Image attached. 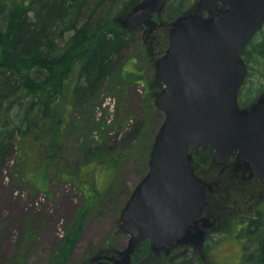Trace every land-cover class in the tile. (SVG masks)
<instances>
[{
    "label": "rangeland",
    "instance_id": "obj_1",
    "mask_svg": "<svg viewBox=\"0 0 264 264\" xmlns=\"http://www.w3.org/2000/svg\"><path fill=\"white\" fill-rule=\"evenodd\" d=\"M147 1L138 0L127 11L120 10L114 23L123 29L120 22ZM196 3L194 0L189 12L196 11ZM171 24L159 12L137 27L135 42L122 52L116 72L99 90L94 102V124L85 128L73 122L66 129L64 156L69 169L90 184L94 174L93 187L100 192L88 211L84 229L67 264H107L109 259L119 258L127 245L128 237L119 229V217L147 171L145 150L163 120L154 106L155 84H158L154 74ZM249 79L250 92L258 85L264 90V76L255 73ZM146 96L152 97L153 108L144 109ZM142 120L147 122V130L127 147L136 144L140 148L131 154L123 152L118 169H110L94 162L92 156H85V148L100 144H104L103 153L118 146L125 151L122 146L125 133ZM110 124H115V131L109 135L106 131ZM118 127L123 128L118 132ZM13 159L14 154L5 168L0 169V264H49L84 194L74 183L55 180L49 170L44 173L29 169L24 175ZM210 165L196 173L205 185L206 198L189 237L164 248L149 247L148 254L136 264H175L189 252L198 264H241L242 246L236 232L244 223H239V219L255 208L264 207V182L250 165L235 157L223 164ZM89 192L86 196L92 199Z\"/></svg>",
    "mask_w": 264,
    "mask_h": 264
},
{
    "label": "trees",
    "instance_id": "obj_2",
    "mask_svg": "<svg viewBox=\"0 0 264 264\" xmlns=\"http://www.w3.org/2000/svg\"><path fill=\"white\" fill-rule=\"evenodd\" d=\"M136 1L0 0V169L5 168L14 154L13 163L21 166L24 175L29 169L44 173L49 170L55 180L74 183L84 194L49 264H67L84 229L88 211L100 195L93 187L94 174L90 184L69 169L64 156L65 132L73 122L85 128L93 123L99 90L116 72L122 52L135 42L137 35L135 31L118 27L114 18ZM193 2L167 0L161 16L172 22L188 12ZM167 46L168 42L165 50ZM241 58L247 76L237 102L240 108H248L264 94L262 85L250 92L249 79L255 73L264 76V24L242 50ZM155 85L154 96L161 88ZM151 101L152 97L146 96L144 109L153 108ZM146 130L147 122L142 120L126 132L122 141L125 151L118 146L103 153L104 144H100L85 148V156H92L94 162L110 169H118L123 152L131 154L140 148L136 144L127 148L129 143L138 141ZM114 131L115 124H110L106 133L110 135ZM153 141L145 150L146 165ZM193 160L195 173L201 172L212 164V151L198 150L193 153ZM87 192L93 195L92 199L86 196ZM242 222L236 232L242 246L241 264H264V207L240 217L239 223ZM148 250L149 242L141 241L131 263H139ZM175 264L198 263L189 252Z\"/></svg>",
    "mask_w": 264,
    "mask_h": 264
},
{
    "label": "water",
    "instance_id": "obj_3",
    "mask_svg": "<svg viewBox=\"0 0 264 264\" xmlns=\"http://www.w3.org/2000/svg\"><path fill=\"white\" fill-rule=\"evenodd\" d=\"M167 0H148L120 23L134 31L162 11ZM264 24V0H197L178 16L154 78V106L163 116L147 171L120 213L127 245L107 264H130L136 246L182 241L205 206V185L193 153L209 148L212 162L230 158L250 165L264 182V94L248 108L237 102L246 78L242 50Z\"/></svg>",
    "mask_w": 264,
    "mask_h": 264
},
{
    "label": "flooded vegetation",
    "instance_id": "obj_4",
    "mask_svg": "<svg viewBox=\"0 0 264 264\" xmlns=\"http://www.w3.org/2000/svg\"><path fill=\"white\" fill-rule=\"evenodd\" d=\"M184 255V254H183ZM180 261H178V262H175V263H179Z\"/></svg>",
    "mask_w": 264,
    "mask_h": 264
}]
</instances>
